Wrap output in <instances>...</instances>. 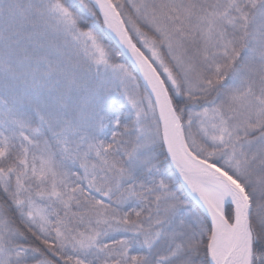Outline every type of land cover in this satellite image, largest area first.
I'll use <instances>...</instances> for the list:
<instances>
[{"label":"snow or ice","instance_id":"obj_1","mask_svg":"<svg viewBox=\"0 0 264 264\" xmlns=\"http://www.w3.org/2000/svg\"><path fill=\"white\" fill-rule=\"evenodd\" d=\"M0 264H264V0H0Z\"/></svg>","mask_w":264,"mask_h":264}]
</instances>
